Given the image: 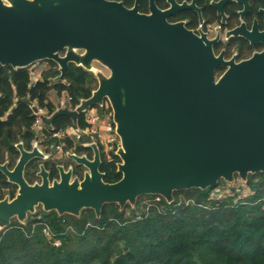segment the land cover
Listing matches in <instances>:
<instances>
[{"label": "water", "instance_id": "1", "mask_svg": "<svg viewBox=\"0 0 264 264\" xmlns=\"http://www.w3.org/2000/svg\"><path fill=\"white\" fill-rule=\"evenodd\" d=\"M160 16L110 0H0V64L16 69L52 60L58 80L70 62L94 72L98 86L90 97L75 109L59 106L43 120L63 115L76 121L107 99L122 174L104 180L100 150L92 143L93 159L69 155L87 167L83 179L59 166L60 180L50 183L42 165V182L29 184L24 168L43 154L18 144L15 168L0 164L19 186L13 199L0 200V229L13 218L24 222L39 206L76 216L91 208L100 216L107 203L134 206L143 195L172 202L176 190L264 172V52L239 63L222 61L209 41ZM218 64L228 68L216 78Z\"/></svg>", "mask_w": 264, "mask_h": 264}, {"label": "trees", "instance_id": "2", "mask_svg": "<svg viewBox=\"0 0 264 264\" xmlns=\"http://www.w3.org/2000/svg\"><path fill=\"white\" fill-rule=\"evenodd\" d=\"M45 61L50 67L40 79L34 78L32 65L15 69L0 64V117H5L0 121V159L5 149L15 152V141H30L34 135L36 117L27 98L51 114L56 109L52 90L67 93L69 104L76 106L98 86L95 74L75 63L65 80H55L57 64ZM95 107L102 116L112 113L106 101ZM45 125L42 132L50 135L89 123L87 113H81L76 122L60 115ZM51 141L62 142L56 136ZM102 157L104 180L118 181L120 157L113 152ZM0 182L10 185L1 174ZM225 183L176 190L172 202L143 195L134 206L107 203L100 216L91 208L76 216L39 206L24 222L13 218L0 229V264H264V172L249 175L254 192L247 197L223 193L218 198L217 188Z\"/></svg>", "mask_w": 264, "mask_h": 264}, {"label": "flooded vegetation", "instance_id": "3", "mask_svg": "<svg viewBox=\"0 0 264 264\" xmlns=\"http://www.w3.org/2000/svg\"><path fill=\"white\" fill-rule=\"evenodd\" d=\"M110 1L122 2L128 8H133L137 4L140 13L149 16L161 15L160 17H163L168 23L182 24L184 28L192 31L196 36L203 37L205 40L209 41L213 55L216 58H220L222 61L239 63L264 52V0ZM78 52L83 51L79 50ZM64 53L65 50L60 52L61 55ZM71 63L73 62H70L69 65ZM95 63L98 62L93 61V65ZM48 67H50L49 62H47V66L41 69V75L42 71ZM227 68L228 66L218 64L215 67V77L219 78ZM59 74L55 77V80H58L57 77ZM65 94L64 102L61 101L58 104L55 103L56 109L52 113H54L59 106L68 109H75L79 104L78 103L76 106L69 104V96L67 93ZM26 101L30 105L32 113L37 119L39 114L36 105H39L28 98ZM62 103H64L65 106H63ZM87 111L82 113H87ZM52 113L49 114L46 112L45 115L42 114L41 116L48 117L52 115ZM3 119H5L4 116L0 117V121ZM36 119L32 125L34 135L31 140L27 141L26 138H20L15 141L13 143L14 153H10V151L6 149L1 151L2 158L0 159V164H7V167L10 170H13L21 156L18 144H22L26 151L32 152L33 149L37 147L43 154V156L35 155L31 157L24 168V177L29 184L42 182L43 176L39 174L42 165L48 172L50 183H53L54 180H60L61 174L59 166H63L65 171L72 169V179L77 177L81 180L84 177L87 167L84 164L78 163L69 155H84L88 159H93L95 152L91 147V144L96 143L100 150L102 165V156L103 153L105 154V150L99 141L93 139L89 135L77 137L72 133V129H76V127L73 126L68 127L66 130L53 132L50 135L46 134L44 131L42 132V129L47 127L45 121L42 119L41 124L37 125ZM52 129L53 127L49 130ZM55 136L62 140V144H58V147L55 142L51 141L52 137ZM69 141L72 146L68 147ZM0 174L3 176L4 180L10 184L7 187L0 185V200L7 197L11 200L17 195L19 186L11 181L2 170H0ZM12 189H14L13 195L11 192Z\"/></svg>", "mask_w": 264, "mask_h": 264}, {"label": "built area", "instance_id": "4", "mask_svg": "<svg viewBox=\"0 0 264 264\" xmlns=\"http://www.w3.org/2000/svg\"><path fill=\"white\" fill-rule=\"evenodd\" d=\"M62 105L65 106L64 103H62ZM36 107L39 114L36 119V124L40 125L43 119L41 115H45L46 111L42 107H39L37 105ZM87 121L89 123L87 127L72 129V133L77 137L89 135L93 139L99 141L103 145L109 157L111 156L112 152L117 154V150L120 144V137L116 131V125L113 119H111L110 121H105L104 116L100 114L97 107H93L87 111ZM160 197V195H156V200H160Z\"/></svg>", "mask_w": 264, "mask_h": 264}, {"label": "rangeland", "instance_id": "5", "mask_svg": "<svg viewBox=\"0 0 264 264\" xmlns=\"http://www.w3.org/2000/svg\"><path fill=\"white\" fill-rule=\"evenodd\" d=\"M45 66H47V61H39L36 62L35 64H33L31 67L33 68V71H35V73L39 72L42 68H44ZM94 67L102 70L105 74H109V71L102 65L95 63ZM65 92L62 94H57V92H55L54 90H52L50 92V99L52 101H54V103L58 104L61 101L64 102L65 100ZM106 102L108 103V100L106 99ZM91 109V108H90ZM111 119H113L112 113L111 112H107L104 115V120L105 121H110ZM61 143V142H60ZM60 143H58L59 145H61ZM56 144V146L58 147L59 145ZM105 150V149H104ZM50 151V150H49ZM105 153L108 156V153L105 151ZM120 162V161H119ZM223 188H217V197H222L226 194H238L240 195V197H247L248 195L252 194L254 191L251 189V187L249 186V184L247 183V181H243L241 180L240 177H236L235 180L233 182H227L225 184H223V186H221ZM222 192V195H221ZM224 193V195H223Z\"/></svg>", "mask_w": 264, "mask_h": 264}, {"label": "crops", "instance_id": "6", "mask_svg": "<svg viewBox=\"0 0 264 264\" xmlns=\"http://www.w3.org/2000/svg\"><path fill=\"white\" fill-rule=\"evenodd\" d=\"M33 76H34L35 79L40 78L41 77V70L39 72H37V73H35V71H33Z\"/></svg>", "mask_w": 264, "mask_h": 264}]
</instances>
